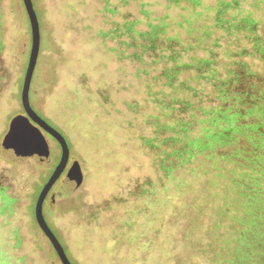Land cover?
<instances>
[{"label":"rangeland","instance_id":"374dc122","mask_svg":"<svg viewBox=\"0 0 264 264\" xmlns=\"http://www.w3.org/2000/svg\"><path fill=\"white\" fill-rule=\"evenodd\" d=\"M32 2L40 48L29 101L69 148L43 215L70 262L264 264V148L252 137L264 135V0ZM25 14L22 0H0V264H62L34 217L56 143L44 135L39 162L2 145L23 110ZM160 22L163 37L143 48L138 32ZM204 110L254 124L252 136L234 131L216 159L200 153L167 175L168 137L185 122L183 134L197 135ZM74 162L75 187L65 178Z\"/></svg>","mask_w":264,"mask_h":264},{"label":"water","instance_id":"95a60500","mask_svg":"<svg viewBox=\"0 0 264 264\" xmlns=\"http://www.w3.org/2000/svg\"><path fill=\"white\" fill-rule=\"evenodd\" d=\"M22 2L28 16L31 37L28 60L20 91V102L26 115L18 114L12 118L2 145L3 149L13 151L17 154V158L24 159L28 156H32L35 161L39 162L46 160L49 155V145L41 128L55 138L60 144V158L36 197L34 217L38 227L50 241L60 262L62 264H72L43 215L44 199L52 185L66 168L69 160V148L65 138L34 111L29 101L30 83L40 48V28L32 0H22ZM65 176L67 182H71L70 184L74 187L78 186L83 177L79 164L74 162Z\"/></svg>","mask_w":264,"mask_h":264},{"label":"trees","instance_id":"16d2710c","mask_svg":"<svg viewBox=\"0 0 264 264\" xmlns=\"http://www.w3.org/2000/svg\"><path fill=\"white\" fill-rule=\"evenodd\" d=\"M174 1L177 2L178 0H174ZM192 1H196V0H192ZM24 11L26 13L25 7H24ZM25 16L30 30V24L27 14H25ZM139 21H140L139 19H136L135 21H131L130 24L131 25L137 24ZM149 25L151 28L148 32H146L145 34L142 32H138V34L142 36L147 35L148 37L147 40L149 39V43L146 46L143 45V48L149 47L155 49L156 43H158V40L163 37L162 34L165 31L164 29L167 26V24L164 22H160V23H149ZM164 56H165L164 54L160 55V57L162 58ZM173 70L175 74L178 72L177 69H173ZM206 112L207 111L204 110V115L206 117L199 120L203 122H207V124L206 125L203 124L200 127V130L197 133V135H194L193 137H188L187 134L185 135L183 134V132L185 133V129H184L186 126V122H185L183 123V125L181 124L179 129L180 132L173 135L172 137H168V140L170 141L172 140L174 145L170 149V151L166 153L164 157L165 165L163 166V169L166 171L167 175L171 174V172L174 170L175 167L189 164L194 159V157H196V155L207 151L211 153L218 145L228 144L229 140L232 139L230 135L234 131L245 134V138L248 136H252V134L246 130H249L250 128L254 127V124L235 125L234 114L225 115L220 119L217 116V112H213V114H208ZM248 112H251V109L248 110ZM191 117H194V115L191 114ZM180 122L182 123V120H180ZM221 122H223V124H221ZM184 137L186 139H184ZM252 137L256 140L260 148H264V135L259 133L258 137L257 136L256 137L252 136ZM177 141H182V142L179 145H177L176 144ZM213 156L214 159H216L217 155L214 154V152H213ZM262 157H263L262 155L259 156L258 161L261 160ZM258 173H259V177L264 179V161L262 162V164L258 165ZM263 194H264V189H263Z\"/></svg>","mask_w":264,"mask_h":264},{"label":"flooded vegetation","instance_id":"af4514ba","mask_svg":"<svg viewBox=\"0 0 264 264\" xmlns=\"http://www.w3.org/2000/svg\"><path fill=\"white\" fill-rule=\"evenodd\" d=\"M19 114H24V115H26V113L22 110V113H19ZM45 120V119H44ZM46 121V120H45ZM47 122V121H46ZM41 131H42V133L44 134V135H47L48 137H50L55 143H56V145H57V148L59 149V153H60V155H61V147H60V144L58 143V141L55 139V138H53L50 134H48L46 131H44L42 128H41ZM59 158H60V156H59ZM69 161V160H68ZM67 164H68V162H67ZM67 166V165H66Z\"/></svg>","mask_w":264,"mask_h":264}]
</instances>
